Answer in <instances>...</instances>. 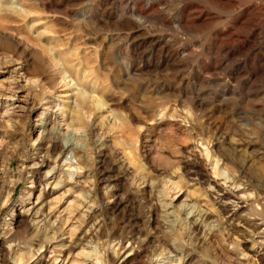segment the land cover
I'll list each match as a JSON object with an SVG mask.
<instances>
[{"label": "rangeland", "instance_id": "374dc122", "mask_svg": "<svg viewBox=\"0 0 264 264\" xmlns=\"http://www.w3.org/2000/svg\"><path fill=\"white\" fill-rule=\"evenodd\" d=\"M39 196L46 264H264V0H0V264Z\"/></svg>", "mask_w": 264, "mask_h": 264}, {"label": "bare ground", "instance_id": "6f19581e", "mask_svg": "<svg viewBox=\"0 0 264 264\" xmlns=\"http://www.w3.org/2000/svg\"><path fill=\"white\" fill-rule=\"evenodd\" d=\"M107 113L109 115L110 111L109 112L107 111ZM117 123H119V122H117ZM60 185L61 184L59 182L56 183L55 184V189H58L60 187ZM217 188H218L217 192L219 193V196H220V194L223 193V190L220 187H217ZM221 196L225 197L224 195H221ZM40 198L41 197L39 196L38 200L35 203H33V207L26 208V210L21 212V213H26L27 215H35L34 216V220L31 221V226H32V229H33L34 232L41 231V235H43L40 238V240H39L40 249L36 250V249H33L31 247L30 248L31 250H30V253H29V257L26 258V259H24L23 256L21 254H19V256L17 258L18 259V264H46L45 252L49 248L51 249L52 247H54L53 248L54 249L53 253L61 254L62 253L61 249H64L63 248L64 246H62V245L60 246V243H61V241H67V239L64 238V236H66V235L64 233L63 226H61V224H60L61 221L60 220L58 221V219L55 220L54 222L52 221L54 219V217H55V214L52 211V209L50 208L48 212L44 211V209H46V208H43V207H45V206L40 207V208L37 209V207H39L41 205V203H42V202L41 203L39 202ZM219 203H220V201H219ZM34 211H35V214L33 213ZM204 217H205V219H207L206 214L200 215L199 218L204 219ZM64 227H65V225H64ZM70 232H71V230H70ZM19 245L20 244H18V246ZM57 247H61V248L57 249ZM78 255H84L85 257H87V259L90 258L88 260H92L94 254L92 252H80ZM66 261H67V259L66 260L63 259V258L61 259V255H59L58 257H54V260H53L52 264H61V263L64 264ZM178 261H179V263L182 264V260L181 259H179Z\"/></svg>", "mask_w": 264, "mask_h": 264}]
</instances>
